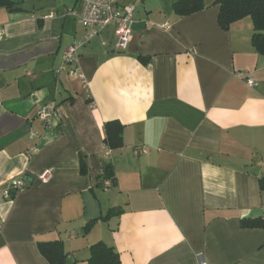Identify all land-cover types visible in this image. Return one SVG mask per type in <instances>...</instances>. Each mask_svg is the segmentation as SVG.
<instances>
[{
	"label": "crops",
	"instance_id": "0c3cea01",
	"mask_svg": "<svg viewBox=\"0 0 264 264\" xmlns=\"http://www.w3.org/2000/svg\"><path fill=\"white\" fill-rule=\"evenodd\" d=\"M31 1L0 7V264H50L39 243L54 241L65 264H88L96 242L121 264H264V227L241 223L264 208V55L251 18L222 29L216 0L187 15L178 0H119L135 3L127 47L107 25L72 75L60 67L84 33L79 0ZM110 120L123 126L114 149ZM13 177L26 187L8 200Z\"/></svg>",
	"mask_w": 264,
	"mask_h": 264
},
{
	"label": "trees",
	"instance_id": "16d2710c",
	"mask_svg": "<svg viewBox=\"0 0 264 264\" xmlns=\"http://www.w3.org/2000/svg\"><path fill=\"white\" fill-rule=\"evenodd\" d=\"M216 2L219 6L217 22L222 29H227L231 23L243 17L251 18L253 25L251 44L257 53L264 55V0H216ZM0 7L11 10L16 8V3L11 0H0ZM202 8V0H178L173 3V10L179 15H187ZM122 129V124L117 120L104 123L103 140L109 148L122 146ZM258 184L259 189L264 190V177L259 178ZM241 223L249 227H264V216L256 219L242 218ZM90 225L91 222L84 230L87 231ZM39 249L50 264H65L62 242L39 243ZM89 252L88 264H121L117 252L103 242L92 244Z\"/></svg>",
	"mask_w": 264,
	"mask_h": 264
},
{
	"label": "built area",
	"instance_id": "2783aa9c",
	"mask_svg": "<svg viewBox=\"0 0 264 264\" xmlns=\"http://www.w3.org/2000/svg\"><path fill=\"white\" fill-rule=\"evenodd\" d=\"M138 1V0H135ZM135 3L120 4L119 0H79L78 10L71 11L73 17L77 19L79 24L84 28V33L74 39L62 53L61 69L66 70L69 74L77 73V59L81 48L96 36L101 29L107 25H113L115 46L117 49L123 50L127 47L132 35V14ZM167 27L168 24L164 23ZM4 30L0 25V36ZM245 81L248 85L253 86L255 82L252 77L246 76ZM55 114V109L48 104L41 106L37 111V116L42 121H48ZM148 152L145 146H135L133 153L135 155ZM52 172L50 169H42L37 177L42 183L50 180ZM110 180L106 185H110ZM26 182L20 177H13L9 181V188L2 194L6 199H11L17 192L24 190ZM198 264H206L205 261L198 256Z\"/></svg>",
	"mask_w": 264,
	"mask_h": 264
},
{
	"label": "water",
	"instance_id": "95a60500",
	"mask_svg": "<svg viewBox=\"0 0 264 264\" xmlns=\"http://www.w3.org/2000/svg\"><path fill=\"white\" fill-rule=\"evenodd\" d=\"M32 4L33 3L31 0H27V1H24L20 4H17L16 8L22 9L25 11H31L32 10ZM263 214H264V208L252 209L244 216V218H258V217H261Z\"/></svg>",
	"mask_w": 264,
	"mask_h": 264
}]
</instances>
